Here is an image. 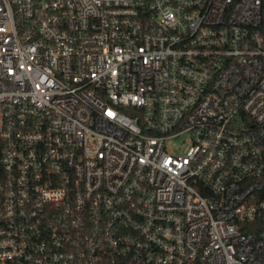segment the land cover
Wrapping results in <instances>:
<instances>
[{"label": "built area", "instance_id": "1", "mask_svg": "<svg viewBox=\"0 0 264 264\" xmlns=\"http://www.w3.org/2000/svg\"><path fill=\"white\" fill-rule=\"evenodd\" d=\"M0 264H264V0H0Z\"/></svg>", "mask_w": 264, "mask_h": 264}]
</instances>
